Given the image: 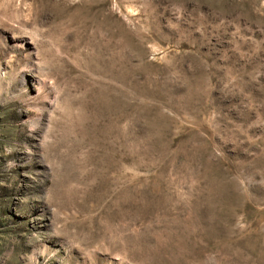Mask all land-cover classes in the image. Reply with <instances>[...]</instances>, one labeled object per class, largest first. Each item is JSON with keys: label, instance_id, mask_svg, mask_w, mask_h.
Masks as SVG:
<instances>
[{"label": "rangeland", "instance_id": "obj_1", "mask_svg": "<svg viewBox=\"0 0 264 264\" xmlns=\"http://www.w3.org/2000/svg\"><path fill=\"white\" fill-rule=\"evenodd\" d=\"M0 264H264V0H0Z\"/></svg>", "mask_w": 264, "mask_h": 264}]
</instances>
